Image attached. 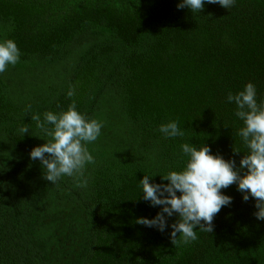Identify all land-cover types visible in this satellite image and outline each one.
Here are the masks:
<instances>
[{"label": "trees", "instance_id": "trees-1", "mask_svg": "<svg viewBox=\"0 0 264 264\" xmlns=\"http://www.w3.org/2000/svg\"><path fill=\"white\" fill-rule=\"evenodd\" d=\"M180 2L0 0V39L21 53L0 74V264H264V220L237 184L221 190L231 204L195 241L172 244L175 214L164 232L135 222L162 207L143 199L140 180L168 183L162 175L186 165L184 143L239 168L248 149L227 95L252 82L264 101V0H205L194 14ZM73 102L103 122L86 145V187L43 179L30 156L46 143L31 116ZM170 120L182 137L159 131Z\"/></svg>", "mask_w": 264, "mask_h": 264}, {"label": "clouds", "instance_id": "clouds-1", "mask_svg": "<svg viewBox=\"0 0 264 264\" xmlns=\"http://www.w3.org/2000/svg\"><path fill=\"white\" fill-rule=\"evenodd\" d=\"M207 3L230 9L235 0H207ZM204 5L205 0H181L177 7H188L194 14L202 12ZM20 55L13 39H0V74L7 70L8 65H16ZM74 94V89L70 88L67 95L72 97ZM227 100L236 105L235 115L244 125L238 135L248 152L242 157L239 168L235 159L226 160L222 155L213 154L207 144L197 147L184 143L181 147L188 160L182 170H170L162 175V180L168 183H151L149 175L140 180L143 199L150 201L152 206L162 207L154 218L139 217L135 222L164 232L168 226L167 218L175 214L178 218L171 224L170 233L173 245L181 240L185 244L195 241L198 238L196 228L213 232L214 217L222 207L232 202V197L221 190L233 184H237L238 190L244 194V201H248L250 196L255 199L258 211L254 215L264 220V101L257 102L256 87L252 82L236 94L229 92ZM30 108L29 105L27 110ZM31 119L43 133L40 137L46 140L30 153L32 160L41 162L43 179L56 183L63 176L74 177L77 187H86L87 181L81 178L86 165L95 163L86 145L98 139L103 122L81 114L75 102L59 113L45 112L43 120L39 114H33ZM18 131L24 135L29 128L22 126ZM159 131L165 138L184 135L175 120L161 124ZM234 151L240 152L236 147ZM241 169L245 170L243 174Z\"/></svg>", "mask_w": 264, "mask_h": 264}]
</instances>
